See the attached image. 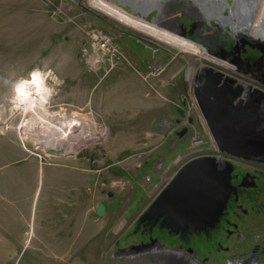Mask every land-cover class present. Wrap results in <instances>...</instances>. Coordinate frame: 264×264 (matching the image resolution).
Listing matches in <instances>:
<instances>
[{
  "label": "rangeland",
  "instance_id": "rangeland-1",
  "mask_svg": "<svg viewBox=\"0 0 264 264\" xmlns=\"http://www.w3.org/2000/svg\"><path fill=\"white\" fill-rule=\"evenodd\" d=\"M263 9L264 3L258 11ZM246 14L245 27L264 23ZM179 22L196 20L171 12L152 25L110 0H0V148L59 165L45 155V142L50 134L62 139V130L71 132L68 117L74 115L84 123L75 128L84 125V130L74 128L53 150L72 148L74 159L63 164L85 171L89 179L79 200L65 195L66 204L56 203L59 214L79 213L78 220L66 224L69 230L61 235L50 229L54 223L67 228L60 215L45 229L30 228L32 244L6 248L0 264H184L169 244L129 254L131 247L142 246L136 244L135 224L184 164L220 155L194 94L202 71L214 68L248 86L253 82L208 55L194 41L196 34L180 31ZM259 32L264 36L263 29ZM33 69L51 72L44 108L69 121L51 125L50 134L36 125L34 113L11 103L13 86ZM74 87L83 95L73 93ZM100 204L106 207L104 218L96 214Z\"/></svg>",
  "mask_w": 264,
  "mask_h": 264
},
{
  "label": "flooded vegetation",
  "instance_id": "flooded-vegetation-1",
  "mask_svg": "<svg viewBox=\"0 0 264 264\" xmlns=\"http://www.w3.org/2000/svg\"><path fill=\"white\" fill-rule=\"evenodd\" d=\"M211 2L176 0L168 10L174 14V11L183 12L190 19L196 20V23L189 25L179 22L180 31L185 35L188 32L196 34L195 38L205 43V51H210L211 57L225 59V63L235 69V75L241 77L239 72H242V76L245 75L253 82L245 88L238 78L229 76L234 81L231 85L237 94L236 103L252 98L257 100L258 110L253 115L255 118L252 123L264 135V43L249 38L248 26L239 25L236 19H231L228 9L224 8L221 15L215 14ZM226 12L229 15H225ZM172 20L175 25L176 19ZM205 25L208 30L203 28ZM202 75L200 87L194 89V94L205 85ZM187 131L188 128H184L183 133ZM257 148L264 150V142ZM219 157L225 162H231L233 171L230 197L218 223L205 232L189 231L175 236L160 230V224L136 222L133 234L139 235L136 244L143 246L137 253L161 249L169 244L176 249L174 252L179 253L178 257H181L184 264H261L264 260V234L260 232L264 226V153L249 160L222 154Z\"/></svg>",
  "mask_w": 264,
  "mask_h": 264
},
{
  "label": "water",
  "instance_id": "water-1",
  "mask_svg": "<svg viewBox=\"0 0 264 264\" xmlns=\"http://www.w3.org/2000/svg\"><path fill=\"white\" fill-rule=\"evenodd\" d=\"M132 1L131 4H119L141 19L147 20L154 12L152 23L160 17L161 11L158 9L149 13L141 11L148 0ZM194 41L198 45H205L198 38ZM207 53L212 55L210 51ZM202 72L205 85L195 91V98L219 154L249 160L264 153V150L257 148L264 142V135L252 123L253 115L258 110L257 100L252 98L236 103L237 94L231 85L234 82L231 77L214 68L207 67ZM46 152L48 156L58 158L67 156L64 148L47 149ZM232 171L233 164L221 160L219 156L199 157L187 162L141 215L139 224H160V230L175 236L189 231L201 233L213 228L227 207L232 189ZM96 214L99 218L105 217L104 204L98 206ZM142 249L143 246H133L128 253H137ZM122 252L126 253L127 250Z\"/></svg>",
  "mask_w": 264,
  "mask_h": 264
},
{
  "label": "crops",
  "instance_id": "crops-1",
  "mask_svg": "<svg viewBox=\"0 0 264 264\" xmlns=\"http://www.w3.org/2000/svg\"><path fill=\"white\" fill-rule=\"evenodd\" d=\"M72 91L80 95L84 93L80 87H74ZM79 123L84 124L82 121ZM73 125L71 128H75V124ZM83 127L85 128L84 125ZM48 138L45 137L46 140ZM64 149H66V157L58 158L45 154L60 161L59 165L48 166L43 165L41 160L34 156L17 155L18 151L13 148H0V256H5L6 250L10 247H29L32 244L31 232H28L30 228L40 230V226L44 228L48 221H52V225L59 215L62 216L61 220L65 225L69 223V219L73 222L74 217L78 220V212L71 210L67 216H64V211L60 214L55 212L56 203L63 205L66 200L63 196L70 195L71 202L74 198L79 200L81 192L84 195V187L89 180L84 174L85 171L80 172L78 168L63 164L65 161L74 159L72 157L74 154L71 153L72 148ZM66 227L57 228V224L54 223L50 229L61 231L62 235L64 231L70 229V225ZM16 231L20 233L17 234ZM55 237L58 238V234ZM46 243L43 242L42 245ZM2 248L5 249L2 250ZM25 253L26 250L23 249L20 255ZM10 259L9 262L15 261V258Z\"/></svg>",
  "mask_w": 264,
  "mask_h": 264
},
{
  "label": "bare ground",
  "instance_id": "bare-ground-1",
  "mask_svg": "<svg viewBox=\"0 0 264 264\" xmlns=\"http://www.w3.org/2000/svg\"><path fill=\"white\" fill-rule=\"evenodd\" d=\"M173 1H176V0H148L147 1L148 2V4H146L147 6H145V7H143L141 9V11L143 13H149V11H151L153 9H158V10L161 11L160 17L155 22L152 23L150 21V16L147 18V20L146 19H141V18L131 14L128 11L127 8H123L122 6H120V4L124 5L127 2H129V4H131L133 2L132 0H110V2L114 3L115 5H117L121 9H123L125 12H127L131 16L137 18L138 20H140L142 22L151 23L152 25H159L160 22H163L166 17L170 16L171 12H169L168 8H169L170 4L173 3ZM241 3H242L243 6L242 5L239 6V4H241ZM263 3H264V0H212L211 6L215 10L214 11L215 14L219 13L218 15H221V13L223 12L224 8L228 9L231 12L230 18L231 19H236V21H237V23L239 25L244 26V18H243L244 16L243 15L244 14L248 15V14H246L247 12H250L251 13L250 15H252L254 18L257 19L255 21H262L264 19V9L258 11V9L261 8V6H263ZM135 4L137 6H140L137 2H135ZM224 4L226 6H223ZM95 7L98 8V5L95 4ZM135 9H139V8H135ZM175 13L178 14V12H175ZM167 24L171 25L169 23H166L165 25H167ZM172 25H174V24H172ZM259 29H263L264 30V23L263 24H261V23L260 24H256L255 23L254 25L250 26V29H249L250 32L248 34V37L251 38L253 41H255L257 43H260V42L264 43V36L263 35H256V33H260ZM257 37L259 38V41L257 40ZM176 42L180 43V41H176ZM180 44L182 45V43H180ZM195 46H196V44H195ZM263 47H264V45H263ZM194 53L197 54L196 51H194ZM241 73L239 72L240 75H242ZM202 74H203V72H202ZM242 84H244V86H246V87H249L245 83H242ZM49 98H50V91H49L48 86L45 83L40 88L30 87L28 89L23 101L21 103H18V106L23 107V109L25 111H31L32 113H34L35 114V119H36V122H35L36 125L41 127L42 129H44L45 130L44 132H47V134L48 133L50 134L51 132H53V130L51 129V125H53V124L56 125V123H58V122H59L58 123L59 125H60V123L64 125L66 122H69V121L71 123H73V124H77V123L80 122V119L78 117L74 116V115L68 117L69 121L66 118L59 120V119H56V118L52 117L48 113V111L44 108L45 105H46V102H48ZM73 129H74V127L70 128L71 132H69V133H67L66 130H62V131H65V133H66L65 135L62 136L63 138L61 137L62 139H57V138L55 139L54 135H52L53 137L49 138L45 142V144H46L45 145V147H46L45 149H53L56 146L57 147L58 146H62L63 143H66V141H67L66 139H69L71 137L70 134L72 135V132H73L72 130ZM80 130H84V127L80 128ZM80 130L78 128V131H80ZM37 136H39V135H37ZM45 137H46V135H45ZM45 137H44V139H45Z\"/></svg>",
  "mask_w": 264,
  "mask_h": 264
},
{
  "label": "clouds",
  "instance_id": "clouds-1",
  "mask_svg": "<svg viewBox=\"0 0 264 264\" xmlns=\"http://www.w3.org/2000/svg\"><path fill=\"white\" fill-rule=\"evenodd\" d=\"M51 75V72L44 73L40 69H33L29 73L28 79H21L15 83L13 86V95L11 98V103L16 105L21 103L30 87L40 88L45 84L46 77ZM51 91V89H49Z\"/></svg>",
  "mask_w": 264,
  "mask_h": 264
}]
</instances>
